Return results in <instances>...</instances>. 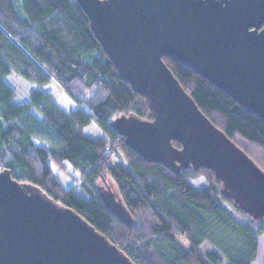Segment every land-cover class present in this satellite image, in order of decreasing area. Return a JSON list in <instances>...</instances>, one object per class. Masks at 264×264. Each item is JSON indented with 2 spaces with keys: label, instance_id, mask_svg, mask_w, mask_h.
<instances>
[{
  "label": "trees",
  "instance_id": "16d2710c",
  "mask_svg": "<svg viewBox=\"0 0 264 264\" xmlns=\"http://www.w3.org/2000/svg\"><path fill=\"white\" fill-rule=\"evenodd\" d=\"M163 59L207 117L264 170V120L190 67ZM11 73L33 86L23 103L15 101ZM51 77L71 99L68 110L47 89ZM130 113L152 118L148 98L122 79L77 0H0V169L75 209L136 264H252L264 219L244 220L249 214L222 194L212 169L176 173L145 160L111 126ZM90 125L101 134H86ZM112 135L128 164L105 152ZM51 162L68 174L71 167L79 183L67 188ZM199 177L207 185L196 189L191 180ZM106 187L122 197L131 223L105 204Z\"/></svg>",
  "mask_w": 264,
  "mask_h": 264
},
{
  "label": "water",
  "instance_id": "95a60500",
  "mask_svg": "<svg viewBox=\"0 0 264 264\" xmlns=\"http://www.w3.org/2000/svg\"><path fill=\"white\" fill-rule=\"evenodd\" d=\"M77 2L122 79L149 101L152 118L121 114L113 129L145 160L176 173L191 166L212 169L222 194L263 220L264 170L207 117L163 56L264 120V0ZM101 195L116 215L132 222L121 196L108 187ZM0 264L136 263L75 209L0 169Z\"/></svg>",
  "mask_w": 264,
  "mask_h": 264
},
{
  "label": "rangeland",
  "instance_id": "374dc122",
  "mask_svg": "<svg viewBox=\"0 0 264 264\" xmlns=\"http://www.w3.org/2000/svg\"><path fill=\"white\" fill-rule=\"evenodd\" d=\"M8 83L13 87L15 90V101L18 103H23L27 101L28 95L30 90L33 88V86L27 82L22 76L17 75L16 73H11L7 77ZM48 90H52L54 93V99L58 106H60L63 109L68 110L72 104L71 99L64 94L63 90L58 88L57 85L53 82L52 85H49L47 87ZM85 133L90 135H100L101 132L98 130V128L94 127V125H90L85 128ZM53 171L56 175H58L62 181V183L67 187H73L74 185L78 184L80 181L79 175L77 172H73L71 167L69 173L63 171L60 169L54 162H51ZM191 183L196 189H201L207 185V181L204 177H199L191 180ZM76 192L79 195L85 196L84 191L80 188H76ZM235 211V210H234ZM237 212V211H235ZM239 214V213H238ZM251 216L250 215H242V218L244 220H248ZM252 218V217H251ZM255 221V220H253ZM256 222V221H255ZM257 223V222H256ZM210 248V247H209ZM200 249L206 250V246L201 245ZM252 264H264V235L259 237V248H258V254L256 259Z\"/></svg>",
  "mask_w": 264,
  "mask_h": 264
},
{
  "label": "built area",
  "instance_id": "2783aa9c",
  "mask_svg": "<svg viewBox=\"0 0 264 264\" xmlns=\"http://www.w3.org/2000/svg\"><path fill=\"white\" fill-rule=\"evenodd\" d=\"M105 152L115 162H123L128 164L125 149L119 136H110L106 140Z\"/></svg>",
  "mask_w": 264,
  "mask_h": 264
},
{
  "label": "crops",
  "instance_id": "0c3cea01",
  "mask_svg": "<svg viewBox=\"0 0 264 264\" xmlns=\"http://www.w3.org/2000/svg\"><path fill=\"white\" fill-rule=\"evenodd\" d=\"M206 246H207V245H206ZM206 248H207V249H209V247H208V246H207Z\"/></svg>",
  "mask_w": 264,
  "mask_h": 264
}]
</instances>
